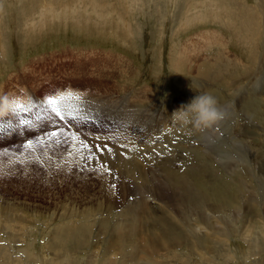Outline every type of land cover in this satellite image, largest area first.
<instances>
[{
  "label": "rangeland",
  "instance_id": "rangeland-1",
  "mask_svg": "<svg viewBox=\"0 0 264 264\" xmlns=\"http://www.w3.org/2000/svg\"><path fill=\"white\" fill-rule=\"evenodd\" d=\"M262 17L264 0H0V97L12 104L0 115V264H109L110 235L137 196L118 175L132 160L151 180L202 193L170 227L158 218L172 205L149 196L142 234L163 226L204 250L226 230L233 259L215 264H264L250 250L264 237ZM218 38L227 46L208 44ZM205 90L224 118L204 130L174 123ZM196 251L188 263L209 264Z\"/></svg>",
  "mask_w": 264,
  "mask_h": 264
},
{
  "label": "bare ground",
  "instance_id": "bare-ground-1",
  "mask_svg": "<svg viewBox=\"0 0 264 264\" xmlns=\"http://www.w3.org/2000/svg\"><path fill=\"white\" fill-rule=\"evenodd\" d=\"M256 17H258V16H256ZM263 19H264V17H262V20ZM251 22H252L251 20L248 21V25L251 24ZM257 29H258V26H257ZM257 32L259 33L258 30H257ZM222 41L223 40L220 39V38H218L217 41L215 39H212V40H210V42H208V44L210 46L217 45V44L220 45L221 44V45H224L226 47L227 46L225 44L226 42H224V41L222 42ZM225 55H226V58L229 61H233V58L231 57V53L228 50V48H227V52L225 53ZM257 59L258 60L256 62V65H260L259 67H261V65L264 64L263 60H261L259 58H257ZM232 63H234V62H232ZM234 65H236V63H234ZM231 67H233V66H231ZM243 67H245V66H243ZM259 67H258V70H259ZM250 70L251 69H249V72H250ZM247 74H249V73H247ZM251 78H253V77L251 76ZM255 78H257V77H255ZM194 84H196V83H194ZM71 92L75 93V91L73 89H71L69 92H66V93L71 94ZM205 92H206V90H205ZM68 94L66 96H69ZM74 97L78 98L77 96H74ZM68 100H69L68 98H63L61 101L68 103ZM75 101L77 102V100L71 99V101H70V103H68V105L72 106ZM64 104H66V103H64ZM111 107L116 108L114 102L109 104L108 108H110L112 110L113 108H111ZM77 115H84V112L80 111V113L78 112ZM165 123H167V120H165ZM210 131H211V129H210ZM131 150H132V148H131ZM119 159H117L119 162H116V160L113 162V160H112V162H113L112 164L113 165H117L118 167H120L119 164H118V163H120ZM110 160H111V158H110ZM107 161H109V160H107ZM112 164H111V166H112ZM109 166H110V164H109ZM131 166H134L135 170L133 169L132 172H130L131 170L130 171L128 170V171L124 172L123 169L120 168V173L121 174H118V175L119 176L123 175V176H121L120 179H122V177L125 178V180H124L125 188H128L125 191V192H127L126 193V195H127L126 198L128 197V193H132L133 196H136V195L137 196H136V198L134 197L135 198V202L131 203V205H129L127 207L128 208V212L127 213L130 215L127 218L131 217L130 218V222L125 220V223H123V224L119 223V225L114 230V232H112V235H110L111 238H110V241H109V244H108V252L110 254L113 253L114 257H110L109 259H107L109 264H118V258L121 255L124 258V262L122 264H163V261L159 258V256H161V252L162 251H165V252L168 253V251L170 249L175 250V252L173 254H176V255H173V256H169V259H170V261L173 264H189L188 263V258H190L192 256V254H193L192 252H194L196 250H197L196 254L198 255V257H200L205 263H209V264L210 263L211 264H215L216 263L215 261H216L217 258H224L228 262H230L233 259L232 254L230 252L229 244L227 245V243H226L227 241L222 239L221 237H218V234L222 235V234L226 233L225 229H224L225 231H217V236H215L214 239H211V240H209L208 242L205 243V246L203 247L204 250L200 249V247L197 245L198 242L195 243V242L189 241V238H188V236L186 234H184L183 237H182V235L181 236L174 235L173 233H169L168 229H165V227H163V226H161L159 228V231H156V227L154 226L155 229L152 228L151 230L148 231L147 234H142V224L145 225L147 223V221L144 220V222H143L141 216L139 215V210H141L142 212H145L146 210H148V208H149L148 199L150 198L149 196H151L153 198H156L155 196H162L163 198L165 197L167 199V203L172 205V207L169 208V209L171 210L173 208L174 211H172V212H170V210H169V212L165 211L162 214L163 217L158 218V220L164 219L165 221H170L168 223V226L170 227L171 224L177 223L176 219H178V217H182V219H183L184 216H186L185 214H183V209H182L180 204H182L183 202H193V201H195L197 199H200L202 193L194 188L193 183L191 184L192 187H190V185L186 184L184 180L180 181V179H178L179 181L177 182V185L174 188H172V186L165 185L163 182H161L159 180H158V182H156L154 180V178H153V180H151L150 176L147 175L146 170L143 167H142L143 169L141 168V166L139 165V162H135V161L132 160V162H129V163L126 164V167H131ZM127 169H129V168H127ZM179 174H181V173H179ZM169 175L172 177V179L175 178V174L169 173ZM182 176H189V175L187 173H185V174H182ZM111 194H114V193H111ZM111 200H113V199H111ZM189 204H191V203H188V207L190 209ZM5 218H6V216H5ZM0 219H1V217H0ZM135 220L138 223L135 222ZM11 224H12V222H11ZM153 225H155V222H154ZM0 226L2 227V225H0ZM9 227H11V226H9ZM15 229L17 230V228H15ZM20 229H21V227H20ZM254 230L257 231V229H254ZM18 234H20V233H18ZM147 235H149L150 237L147 238ZM253 235L254 234H252V236ZM263 236H264V234H263ZM83 237H84L85 241H88V234L87 233L83 232ZM13 238L14 237H12V239ZM259 238H260L259 243H255V242H254V244L250 243L251 252L253 251L254 253L255 252L257 253V252H263L264 251V248H263L264 247V237H259ZM146 239L149 240L148 241L149 243L145 242ZM253 239H255V238H251V240H253ZM128 242L136 243V244H134V249L133 250H126L125 244L128 243ZM183 244H186L185 247L191 252L190 253L191 256L189 255L188 258H184L183 256L179 255V253H178V250L183 247L182 246ZM7 253H8L7 246H5V245L1 246L0 245V255H1V257L4 260L7 259V255H8ZM184 261H185V263H184ZM52 264H61V263L52 262Z\"/></svg>",
  "mask_w": 264,
  "mask_h": 264
},
{
  "label": "clouds",
  "instance_id": "clouds-1",
  "mask_svg": "<svg viewBox=\"0 0 264 264\" xmlns=\"http://www.w3.org/2000/svg\"><path fill=\"white\" fill-rule=\"evenodd\" d=\"M11 108L8 97H0V115L8 113ZM224 115L217 98L209 92H201L174 110L171 119L179 125L204 130L217 124Z\"/></svg>",
  "mask_w": 264,
  "mask_h": 264
},
{
  "label": "snow or ice",
  "instance_id": "snow-or-ice-1",
  "mask_svg": "<svg viewBox=\"0 0 264 264\" xmlns=\"http://www.w3.org/2000/svg\"><path fill=\"white\" fill-rule=\"evenodd\" d=\"M60 99H63V94L60 95L59 97ZM47 102L51 105H53V110L56 111V114L58 116H60L61 119H63V115L60 113L59 109L55 107L56 103H57V97L56 96H50L48 97ZM18 106V105H17ZM22 123H26V121H22ZM51 135L55 136L56 132H52ZM28 146L32 145V141L28 140L27 141Z\"/></svg>",
  "mask_w": 264,
  "mask_h": 264
}]
</instances>
